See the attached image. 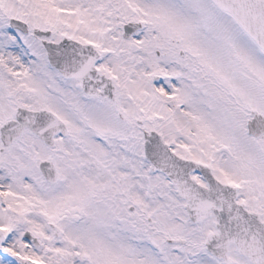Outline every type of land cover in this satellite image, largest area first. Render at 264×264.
I'll use <instances>...</instances> for the list:
<instances>
[{
  "label": "snow or ice",
  "instance_id": "6c2138e0",
  "mask_svg": "<svg viewBox=\"0 0 264 264\" xmlns=\"http://www.w3.org/2000/svg\"><path fill=\"white\" fill-rule=\"evenodd\" d=\"M0 264H264V0H0Z\"/></svg>",
  "mask_w": 264,
  "mask_h": 264
}]
</instances>
